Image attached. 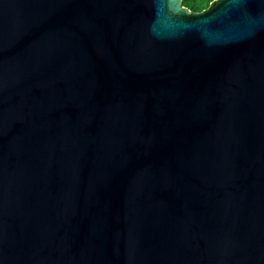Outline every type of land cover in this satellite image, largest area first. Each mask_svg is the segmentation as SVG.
Segmentation results:
<instances>
[{"label":"water","instance_id":"1","mask_svg":"<svg viewBox=\"0 0 264 264\" xmlns=\"http://www.w3.org/2000/svg\"><path fill=\"white\" fill-rule=\"evenodd\" d=\"M0 264H264V0H0Z\"/></svg>","mask_w":264,"mask_h":264},{"label":"trees","instance_id":"2","mask_svg":"<svg viewBox=\"0 0 264 264\" xmlns=\"http://www.w3.org/2000/svg\"><path fill=\"white\" fill-rule=\"evenodd\" d=\"M213 0H183V5L193 12H198L208 8Z\"/></svg>","mask_w":264,"mask_h":264},{"label":"snow or ice","instance_id":"3","mask_svg":"<svg viewBox=\"0 0 264 264\" xmlns=\"http://www.w3.org/2000/svg\"><path fill=\"white\" fill-rule=\"evenodd\" d=\"M236 2H240V0H236Z\"/></svg>","mask_w":264,"mask_h":264},{"label":"rangeland","instance_id":"4","mask_svg":"<svg viewBox=\"0 0 264 264\" xmlns=\"http://www.w3.org/2000/svg\"><path fill=\"white\" fill-rule=\"evenodd\" d=\"M200 11H203V10L200 9ZM200 11H198V12H200Z\"/></svg>","mask_w":264,"mask_h":264}]
</instances>
